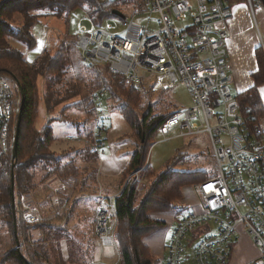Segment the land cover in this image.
Wrapping results in <instances>:
<instances>
[{"label": "built area", "instance_id": "2783aa9c", "mask_svg": "<svg viewBox=\"0 0 264 264\" xmlns=\"http://www.w3.org/2000/svg\"><path fill=\"white\" fill-rule=\"evenodd\" d=\"M132 5L135 10L130 18L119 10L123 14V18L119 16L120 31H110L109 24L93 23L89 29H77L83 62L107 65L111 73L122 75L135 87L143 84L138 68L156 75L152 89L170 88L175 81L183 84L190 105L174 109L156 131L164 138L173 128L192 134L201 131L194 121L200 119L206 123L203 130L209 134L218 165L216 177L196 184L201 212L188 207L177 211L165 264H191L190 258L192 264H230L243 232L258 250L257 256L245 264H264V117L247 124L230 89L232 77L225 47L229 35L226 22L232 14L228 0H194V4L188 0H138ZM257 6H263L260 0ZM145 13L157 16L155 29L133 22L135 16ZM185 15L188 21L176 27L174 20ZM106 92L99 87L91 94L98 115L91 149L98 155L103 153L104 142L97 139L105 130V110L100 107ZM19 102L16 86L0 77L1 149L7 146ZM137 172L132 174L135 179ZM29 220H39L36 208L31 209ZM110 226L107 212L97 208L94 229L104 245H114ZM188 248L191 256L186 253Z\"/></svg>", "mask_w": 264, "mask_h": 264}, {"label": "trees", "instance_id": "16d2710c", "mask_svg": "<svg viewBox=\"0 0 264 264\" xmlns=\"http://www.w3.org/2000/svg\"><path fill=\"white\" fill-rule=\"evenodd\" d=\"M260 1L264 6V0ZM120 2L133 4L138 0H0V77H5L11 81L16 86L20 97L18 111L10 127L7 146L5 149L0 148V244L3 243L0 247V264H4L7 259H11L12 264H63V260L56 251L58 249L55 248L59 245L60 234L65 235L64 232H68L65 226L56 225L58 222L55 220L59 221L61 212H55L54 217H46L44 222L39 220L30 222L25 214L29 208L26 209L21 197L27 194L31 197L39 184L38 182L44 184V181L48 180L60 179L63 181L75 178V187H79L82 185V181L88 180V176L85 175L86 177L82 178L75 159L65 161L67 155H58L57 152L50 149L55 139L51 128L43 127L39 130L35 127L38 113L36 111L37 80L40 77L45 81L48 92L53 84L58 85V77L63 79V73L71 71L75 73L76 75L70 78L73 80L71 86L65 89V95L61 97V100L65 101L78 97L79 102L76 105L80 109H84L80 110L84 115L82 116V123L85 128L90 127L96 117V111L91 101V94L96 88L92 90L89 101L88 95H84L87 87L85 83L97 84L98 74L95 75L94 73L95 80H93L89 76H85L84 71L86 69L92 71L98 67L97 70L101 69L102 76L105 77L107 74L115 80V87L117 88L125 78L120 74L111 73L107 65L88 66L83 62L77 46V34H70L68 29V15L74 8L80 7L90 21L98 25L108 18L117 17L113 12L114 10H121L119 8ZM43 11H48L47 14L57 17H65L67 24L64 31L70 34L74 40H70L69 44L65 46L60 44L53 55L43 52L30 64L25 59L23 52L12 46L9 40L15 39L18 42H23L28 49L33 48L36 40L31 32V27L39 17L47 16ZM13 13L20 14L22 19L20 29L16 31L8 22V18ZM254 54L257 68L251 74L253 86L235 94L239 114L244 117L247 124L264 117V105L257 91V87L264 83L263 47H257ZM81 70L83 72H80ZM64 85L66 84L64 83ZM106 90L108 92L107 88ZM121 90L126 97L124 96L123 100L118 97L121 103L120 113L131 127L134 145L130 152L129 161L120 174L119 186H122L126 178L136 171L140 172L143 181L147 178L150 180L147 185L143 184L141 187L143 193L140 197L138 194L140 188L137 187L139 179L137 177L136 179L133 178V180L135 179L133 183L127 181L124 187L111 199L110 207L114 223V247L118 256L117 264H155L157 257L151 253L144 238L163 227L164 222L151 217L150 212L175 209L176 202L182 198V187L196 185L208 179L209 175L198 170L174 169L173 164L177 158L168 161L164 168L158 172L154 171L149 163L144 165L157 126L174 109L169 110L163 116L152 113L154 98L148 99L152 89L142 84L135 87L128 83V88ZM61 93L59 92V94ZM144 99L147 101V108L138 114L136 112L137 105ZM49 100L48 95L44 99L47 109ZM60 102L53 101L52 106ZM87 108L88 110H85ZM48 111H50V106ZM19 112L21 118L17 134L16 156L13 158L12 143ZM64 116L68 117L69 115L64 113ZM55 119L60 118L54 117L50 120ZM73 120L71 116L67 119L69 122H76ZM95 136L97 134L93 133L92 130L83 135L82 141L84 143L72 151L78 150L77 154L81 158L90 157L91 159L92 156L95 158L97 152L91 149ZM97 140L104 142L103 136L98 137ZM37 169L44 173L41 181L38 182L35 181ZM143 169L144 171L141 172ZM11 175H13V191ZM55 192H59L62 196L66 194L62 190ZM12 199H14L13 205ZM47 201L49 204H53L49 198ZM36 202L40 205L42 203V201L41 203ZM35 208L37 209V207ZM38 213L40 212L38 211ZM35 231L40 234L38 238L34 236ZM72 246V243L68 246L69 260L67 263H70L74 257Z\"/></svg>", "mask_w": 264, "mask_h": 264}, {"label": "rangeland", "instance_id": "374dc122", "mask_svg": "<svg viewBox=\"0 0 264 264\" xmlns=\"http://www.w3.org/2000/svg\"><path fill=\"white\" fill-rule=\"evenodd\" d=\"M119 8L125 13V15L128 16V18L131 17L133 11L135 10L133 5L129 2H120ZM43 12H45V14L48 13V11ZM114 14L117 17L106 19L102 23V25L106 26L107 24H109L111 26L110 31L117 32L122 29V25L119 20V15L116 13ZM156 17L157 16L155 14H140L134 17L133 22L143 26L147 24L150 29H155L158 26L155 20ZM187 21L188 17L187 15H185L184 18L174 20V24L176 27H182ZM8 22H10L11 27L15 31L20 29L22 25L21 15L18 13H13L8 18ZM66 24L67 21L65 17L62 16L57 17L52 14H47V16H41L31 27V32L36 40V44L33 48L28 49L23 42H18L15 39L9 40V43L12 46L17 47V49H19L20 51H22L25 55V59L27 60V62L31 64L35 61L36 57H38V55L42 54L43 52H47L49 55H53L60 44H62V46L69 44L70 40H74V38L70 34L75 35L77 33V29L80 26H84L87 29L93 27L92 22L86 16L84 10L80 7L74 8L68 15V29L70 34L64 31L66 29ZM258 28L259 29H257L258 31L256 30V33L257 35L260 34V36H258L260 44H264V40L261 38V32L263 30H261L260 26ZM94 69L95 70L92 71L89 69H86L84 71V75L89 76L93 80H95L94 73L95 75L98 74V78L96 77L97 84L85 83L87 87L84 95H88L90 101V94L92 90L99 87L107 88L108 92H106L107 94H105V96L102 98V104L100 108L103 110H113L114 112L120 113L121 103L118 97L123 100V97L125 95L123 94L124 92L121 89L128 88V83L123 80V83L117 88L115 87L114 79H111L110 76H108L107 74H105V77L102 76L100 71L101 69L97 70L98 67ZM137 71L143 79L142 85L152 89V85L155 82L156 75L139 68L137 69ZM80 72L83 71L81 70ZM73 75L76 74L72 71L63 73V79L58 77V85L53 84L51 86L52 88L49 89L48 92L47 87L45 86V81H43V79L39 77V79L37 80L36 98V111L38 113L34 125L39 130H41L43 127H47V129L51 128L53 132V137H55V139L52 142L50 149L57 152L58 155H67L65 161L75 159L76 163L78 164L82 178L86 177L85 175H87L88 180L82 181V187H75V178H69L68 180L66 179L63 181L60 179H54L50 181L48 180L44 181L43 184L42 182L38 181H41V178L43 177L44 173L37 169L35 171V181H37L39 184L31 194L32 198L29 197L27 194L26 196H22L21 200L25 204L26 209L29 208L27 213H25L28 216V221H30L29 216L31 209L35 207H37L38 211L40 212L38 213L40 222L46 221L45 218L48 216L54 217L55 212H61V217L59 218V221L55 220V222H58L56 225L65 226L68 229V232H64L65 235L60 234L61 238L59 240V245L55 248L58 249L56 251L59 253L60 258L63 260V264H117L118 256L114 245L102 244L101 238L97 234L95 235L96 232L94 231L95 210L96 208H101L107 212L108 223L109 225H111L109 228L112 229L114 233V228H112L114 226V223L111 217L112 211L109 205V201L105 198L95 202L96 198H92V196H88V198H79L81 194H83L84 196V193H93L92 191H95V184L96 187L98 186L97 180L99 179V177L97 176L95 180V174L99 168V158H97V156L99 155L95 154V158L92 156L91 159L90 157L81 158L80 155L77 154L78 150H72L77 149L84 143V141H82L83 135L90 133L91 130L94 133V125L98 115L94 118L93 124L91 123L90 127L85 128L82 123V116L84 115L80 111L84 109H80L76 105L79 102V98L73 97L65 101L61 100V97L65 95V89L70 87L71 83L73 82V80L70 79ZM64 83L66 85H64ZM237 88L238 87L235 83V80H232L230 84V89L233 95L238 92ZM59 92L62 93L59 94ZM48 95L51 102L49 100L47 109V107L45 106L44 99H46ZM152 98L154 99L152 101L153 106L151 108V111H153L152 113L157 114L159 116H163V114H167L169 110L176 109L177 107H186L190 105V97L184 85L178 81H175L173 86L170 88H160L157 90L152 89V92L149 93L148 99L152 100ZM53 101L61 102L55 106H52ZM49 106L50 111H48ZM137 106L138 107L136 112L139 114L142 110H146L147 101L144 99L142 102H139ZM85 110H88V108ZM64 113L69 115L68 117L71 116L74 119L73 121L76 122L67 121L68 117L64 116ZM102 115L106 116L105 113H103ZM54 117H58L60 119L50 120ZM194 121H196L197 124L201 126V131L194 132L192 134H185L184 132L180 131V129L173 128L168 133L166 138H164L163 134L160 131H156L152 140L153 143H151L149 147L147 159L144 165L149 163L153 170L158 172L164 168L165 164L168 161L177 158V160L173 164V168L176 170H198L206 172L209 175V178L216 177L218 175V165L212 155V143L208 132L203 130V128H206V123L203 121L201 122L200 119H195ZM212 123L213 122L211 121V124ZM68 136H70L71 138H68ZM100 137H102V135ZM95 139L96 136L94 137V141L92 143L95 142ZM144 169L141 170V172H143ZM139 173L140 172H137L136 174L138 177L137 179H139V181H137V187L139 186L140 188L138 190V194L140 197L143 193L141 187H143V184L147 185L150 179L147 178L143 181L140 176L141 174ZM133 176L134 175H130L126 178L123 185L119 186V191L124 187V184L127 181L131 183L134 182ZM112 179L114 180V183L111 188L115 190L117 187V181H115L116 177H113ZM195 188L196 185L183 187L182 198H185L186 196L189 199L188 201H191L192 203H197L199 199H197ZM57 190H62L66 194L62 196L59 194V192H55ZM66 195L68 196V201ZM48 198L53 204L48 203ZM181 200L182 199L176 202L175 211H179L181 208H183V206H181ZM36 201H38L39 203H41L42 201V206ZM192 208L194 209V207ZM178 217L179 215H177L176 218ZM164 231V244L167 243L166 245H168V230L166 229ZM2 234H4V232H2ZM34 234V236L37 238L40 236L38 231H35ZM71 243L73 245L72 247L74 257L71 259L72 261H70V263H67V261L69 260L68 246ZM237 243L238 244L232 256L233 264H239V261L242 262L244 259H249L248 257L252 258L257 256V248L254 247L253 244L247 243L243 234H239ZM2 245L3 243L0 244V247H2ZM186 253L191 256L192 250L188 248L186 250ZM157 256L160 257V254H157ZM189 261L191 264L193 263L192 258H190ZM12 263L13 262L11 259H7L4 264ZM160 264H165V261L161 262Z\"/></svg>", "mask_w": 264, "mask_h": 264}, {"label": "crops", "instance_id": "0c3cea01", "mask_svg": "<svg viewBox=\"0 0 264 264\" xmlns=\"http://www.w3.org/2000/svg\"><path fill=\"white\" fill-rule=\"evenodd\" d=\"M188 1L194 4V0ZM257 2L258 0H228L232 14L226 22L229 35L225 42V47L228 53V73L231 75L232 80H235L238 92L253 86L251 74L257 68L254 51L259 46L264 49V44H260L259 41L258 36H260V34L257 35L256 33V30L259 29L258 27L260 26L261 30H263L261 32V38L264 40V6H257ZM218 26H222V24H218ZM257 91L264 105V83L257 87ZM105 114L106 116L104 115L102 117V123L105 127V132L103 134L104 145L101 147L103 153L97 156V158H99V168L97 171L98 174L97 172L95 174V180L97 176L99 177L97 180L98 186L96 187L95 184V191H92L93 193H85L84 196L81 194L79 198H88V196H92V198H96L95 202L106 198L110 205L111 199L119 191L120 174L129 161L130 152L132 151L134 143L131 136V127L123 115L113 110H105ZM113 177H116L115 181H117L115 190L111 188L114 183ZM196 194L197 199H199L197 203L188 201L189 199L186 196L185 198H181L182 200L180 202L182 203L181 206L188 207L189 209L191 208V210L199 213L202 210L201 201L200 198H198L197 191ZM192 207H194V209ZM175 210L176 209L150 212L151 217L164 222L163 227L144 238L151 253L157 257V264L164 262V255L167 247V243L164 244V230H168L169 236L170 229L177 220L176 217L178 214ZM96 234L97 233H95V235ZM241 234H243L247 243L253 244L247 234L244 232ZM237 244L238 243H236L234 250ZM157 254H160V257H158ZM248 258L249 259H244L242 262L239 261V264H245L254 257ZM231 263L232 258L230 264Z\"/></svg>", "mask_w": 264, "mask_h": 264}, {"label": "water", "instance_id": "95a60500", "mask_svg": "<svg viewBox=\"0 0 264 264\" xmlns=\"http://www.w3.org/2000/svg\"><path fill=\"white\" fill-rule=\"evenodd\" d=\"M113 13H116L120 17L123 18V14L120 11L114 10ZM20 118H21V114L19 112L18 116H17L16 124H15V135H14V139H13V143H12V156H13V158L16 156L17 134H18L19 125H20ZM11 187H12V191H13V175H11ZM13 203H14V199H12V205H13Z\"/></svg>", "mask_w": 264, "mask_h": 264}, {"label": "flooded vegetation", "instance_id": "af4514ba", "mask_svg": "<svg viewBox=\"0 0 264 264\" xmlns=\"http://www.w3.org/2000/svg\"><path fill=\"white\" fill-rule=\"evenodd\" d=\"M68 138H71L70 136H68Z\"/></svg>", "mask_w": 264, "mask_h": 264}, {"label": "snow or ice", "instance_id": "6c2138e0", "mask_svg": "<svg viewBox=\"0 0 264 264\" xmlns=\"http://www.w3.org/2000/svg\"><path fill=\"white\" fill-rule=\"evenodd\" d=\"M210 187V186H209Z\"/></svg>", "mask_w": 264, "mask_h": 264}]
</instances>
